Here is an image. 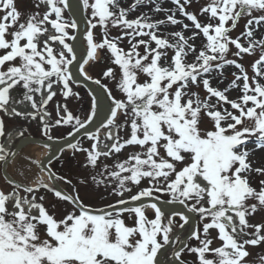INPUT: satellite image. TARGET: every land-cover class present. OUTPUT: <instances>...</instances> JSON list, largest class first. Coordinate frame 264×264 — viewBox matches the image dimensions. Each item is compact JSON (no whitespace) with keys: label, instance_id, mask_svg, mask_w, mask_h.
<instances>
[{"label":"snow or ice","instance_id":"obj_1","mask_svg":"<svg viewBox=\"0 0 264 264\" xmlns=\"http://www.w3.org/2000/svg\"><path fill=\"white\" fill-rule=\"evenodd\" d=\"M77 3L86 14L91 9L80 52L75 44L78 36L72 32L79 30V24L70 0H38L36 7L43 4L46 11L24 20L16 0H0V110L7 114L10 105L31 107L33 113L13 107V115L39 117L48 140L53 139L49 133L54 127L70 126L69 137L83 130L91 146L85 148L79 141H69L68 146L74 154L85 153L84 167H101L91 177L93 183L111 188L109 195L118 199L97 208L85 204L78 193H65L58 181H71L53 172L50 160L51 185L37 177L33 186L23 171L20 179H14L7 165L19 153L7 151L0 143V162L12 189H0V264H187L181 259L185 252L195 254L197 264H248L247 246L264 243V223L250 222L264 210V179H259V189L253 186L255 178L264 177V166H254L251 158L254 151L264 149V37L256 39L253 27L264 23V0H209L199 16L188 10L193 0H171L175 11L162 8L158 0H134L128 9L119 0ZM146 5L169 14L161 20L143 13L128 19L131 11ZM66 10L73 18L64 17ZM177 13L191 24L177 18ZM242 17H248L245 30L232 37ZM98 26L103 30L99 41L94 34ZM110 26L122 35L110 38ZM162 26L178 30L164 34ZM125 37L127 51L119 46ZM103 50L110 53L111 64L100 78L89 76L86 68L104 63L97 59ZM257 51L249 76L238 59ZM230 55L238 59H229ZM229 66L237 69L234 79L223 90L213 87V80L226 79L224 70ZM77 72L104 90L110 100L95 131L89 128L100 117L96 95L83 118L67 104H57L56 118L47 110L57 94L65 100L79 97L72 88ZM193 88H202L205 95ZM233 89L241 95L229 99L227 93ZM126 128L130 136L124 139L120 132ZM250 142L254 149L248 147ZM130 146L140 150L111 166L99 164L102 157L111 158ZM101 147L107 150L101 152ZM26 159L28 172L33 165L45 170L44 162ZM40 188L70 203L72 209L57 219L42 203L44 197L36 196ZM148 210L154 218L148 217ZM192 214L209 222L203 223L202 231L194 226L182 240L176 217L183 230ZM133 218L129 226L126 219ZM210 230L217 231L220 246L212 247ZM191 239L198 245L189 246ZM169 252L168 261L162 259ZM260 259L264 261V256Z\"/></svg>","mask_w":264,"mask_h":264},{"label":"rangeland","instance_id":"obj_2","mask_svg":"<svg viewBox=\"0 0 264 264\" xmlns=\"http://www.w3.org/2000/svg\"><path fill=\"white\" fill-rule=\"evenodd\" d=\"M209 0H193L192 5L188 9L189 11L196 12L199 16V10L200 8L207 4ZM38 3V0H16V7L22 14V20L27 19V17L33 13L40 12L43 13L46 11V7L41 4L39 8L36 7V4ZM175 7V6H174ZM91 9L87 10V17L90 15ZM180 16L179 13H177ZM0 15H3V13H0ZM146 15L150 16L152 19L156 16L154 13H147ZM254 16L260 15L259 13H253ZM64 17L66 19H70V16L67 14V12H64ZM135 17H128V19H134ZM248 17H242L237 25V27L232 31L231 35L232 37L239 36L242 32L245 30V25L247 22ZM231 23V22H229ZM253 27H256V32L254 33L256 39H260L264 37V23L260 24L259 26L253 25ZM167 26H162L161 32L164 34H167L166 32ZM178 30L177 28L172 29V31ZM73 32V30H72ZM94 34L96 37V40L99 41L102 38L103 30L98 26L94 30ZM122 35L121 31L118 28H112L110 26V33L109 36L111 37H118ZM244 41L242 40V43ZM120 47L124 48L125 51L128 50V40L127 37L119 44ZM155 46V45H153ZM140 51H143V48L140 49ZM233 51L235 49L233 48ZM110 53L107 52V50L99 51L98 52V60H103L104 63H97L95 67L93 68H87L90 75L94 78H100L101 73L111 64V61L108 59V56ZM171 55V53H169ZM259 57V51H257L256 55L249 56L244 55L242 60H239L238 58H235L233 56H229V59H238L239 63H242L244 67L248 70L249 76L252 75V69L251 64L254 62L255 59ZM117 72H119V69L117 68ZM237 72V69L234 67H227L224 70V75L226 79L223 80V82H219V78L212 81L213 87H219L221 90H223L225 87L228 86L231 80L234 79L232 73ZM141 81L145 79V77H140ZM109 87L114 86V82L111 80L107 81ZM73 91L79 93V97L72 96L65 100L61 95L57 94L56 97L53 98L51 102L47 105V110L52 113V117L56 118L57 116V104L63 105L67 104L68 108L71 110V112L74 115H80L81 118L88 112L92 102L87 94L86 90L82 89L80 86L72 85ZM193 91H199L201 96L205 95V92L202 88L196 89L193 88ZM14 96H18V93H13ZM229 99H236L240 95L237 90H232L231 92L227 93ZM37 101H40V98L37 94L36 96ZM215 101V98H213V102ZM225 107H229L228 105H225ZM62 114V109H61ZM0 119L3 120V132L6 134V136L0 140V143L3 144L4 139L8 137L13 131L19 130L22 134L23 138L27 137H36L41 138L44 140H48L47 137L44 135V129L42 128V122L39 120V118L33 120L31 117H28L27 119L22 118V116L14 115V117H9L8 114H5L4 112L0 111ZM45 120H48V117H44ZM121 121L123 120V117L120 118ZM71 130L70 126H63V127H54L50 129V135L53 139H60L68 135V132ZM115 129H112V131ZM120 135L122 138L127 139L130 136V128H126L121 130ZM103 137V135H102ZM19 141L16 142V144ZM81 144L85 148H89L91 144L93 143L91 140L87 138H83L80 140ZM111 143V142H109ZM15 144V145H16ZM253 143H249L248 146H251ZM138 146H130L122 151V153L118 155H113L111 158L105 159L101 158L99 161L100 165L108 164L109 166L113 165L117 160H124L128 157L129 154H131L134 151H139ZM252 160L256 163L254 166L260 167L264 166V149H260L258 151H255L252 155ZM86 163V155L83 152L76 151L75 154L73 153V149L70 151H65L61 155L59 159L53 162L51 165L52 170L57 173L58 175L64 176L67 181H71V183H66L61 181V183L64 185L66 190L71 195L79 194L80 198L83 200V202L87 205H91L93 207H104L108 204L114 203L118 197L112 195H109V192H111V188L105 189L103 186L97 187L91 177L93 175H96L97 173L101 172V167H97L96 169H92L89 165L88 167H84ZM259 179H264V177L255 178L253 181V186L257 187L259 189ZM81 180H84L86 183H80ZM0 189L8 192L11 191V186L6 181V178L4 177L2 173V169L0 167ZM143 186H147L146 182ZM114 187V186H113ZM135 191V189H134ZM37 197L43 196L44 200L42 203L49 209L50 212H54L57 219L63 218L66 211L71 210L72 206L68 204L65 201L58 200L54 193L51 191H48L47 189L40 188L37 193H35ZM22 196H28L31 198L30 194L21 192ZM249 203H254V201H250ZM150 219L154 218V213L151 211H148L146 213ZM199 220V217H198ZM177 221V230L182 232L189 233L191 230L190 225H186L183 230H179L178 225L179 223H182L180 218L176 217ZM209 222L208 220H205L201 222L199 220V226L202 231L203 223ZM250 222L253 224H262L264 223V210L258 211L254 217L250 219ZM126 223L129 226H132L134 224V218L129 220L126 219ZM211 231V238H213V245L212 247L220 246L221 241L218 239L217 231L216 230H210ZM186 233V234H187ZM189 246L195 247L198 245V241L195 239H192L188 242ZM247 250L250 252V256L247 258L248 264H264V261L260 259V257L264 256V243L258 245V246H247ZM182 259L186 260L190 264H197L196 255L190 254L188 252H185L182 257Z\"/></svg>","mask_w":264,"mask_h":264},{"label":"bare ground","instance_id":"obj_3","mask_svg":"<svg viewBox=\"0 0 264 264\" xmlns=\"http://www.w3.org/2000/svg\"><path fill=\"white\" fill-rule=\"evenodd\" d=\"M119 2H120L121 7L128 9L131 7V5H133L134 0H119ZM158 2L161 3L162 8L172 9L173 11H175V7L171 3V0H158ZM153 8H154L153 5L140 6V7H138V9L136 11H131L129 13L128 17L139 16L141 13H143V14L154 13L156 16L152 20H161V19H165L166 16L169 14V13H166L163 11L157 13V12L153 11ZM177 18L184 19L182 16L179 17L178 14H177ZM200 19L204 20L205 17H200ZM184 22L191 24V22L186 20V19H184ZM172 29H174V27H168L167 26L166 32H170V31H172ZM186 35H190V33H186ZM196 43H197V46H199L200 40L198 39L196 41ZM81 51H82V47H81ZM97 59H98V55H97ZM86 71H87V74L90 76L87 68H86ZM75 85H77V84H75ZM235 90H237V92L240 93L239 89H235ZM240 95H241V93H240ZM38 96H39V94H38ZM109 103H110V100L106 99V96H104V107L107 108V105ZM13 107H15L16 111H18L20 113H33L34 112V110L31 107H26L25 105H22V104H15V105H10L8 107L7 114L9 117H14ZM102 135H103V132H101V136ZM18 140H19V149L16 152H18L19 154L16 155L14 160H12V162L7 165L8 175L14 179H20L21 177L19 176V172L23 171L26 175L29 176L30 182L33 184V186L37 183V177L39 179H42L45 183H48L51 185V182L49 180L48 175L44 171H41L40 169L35 167L34 165L32 166V171L28 172L30 161L28 159H26V157H31L34 160L43 162L44 158H46L47 156H50L51 154L54 153L55 148L54 147H50V148L44 147V146H42L41 143L37 142L32 137L22 138L21 132L19 130L11 133V135L9 136V139L7 140L4 148L7 151L13 152L14 148H16V146H18V145H15ZM248 147L250 149H254L255 144H252L251 146H248ZM101 148H102L101 152L107 150V149H104L103 147H101ZM258 150H260V149H258ZM258 150H256V151H258ZM3 174L5 175V166H3ZM148 211H151V210H148ZM186 233L187 232H182L181 239L185 237ZM169 254H170V252L165 253L164 256L162 257V259H164L165 261H168Z\"/></svg>","mask_w":264,"mask_h":264},{"label":"water","instance_id":"obj_4","mask_svg":"<svg viewBox=\"0 0 264 264\" xmlns=\"http://www.w3.org/2000/svg\"><path fill=\"white\" fill-rule=\"evenodd\" d=\"M70 3L72 5V9L75 12V17L78 21L79 24V30H76V35L78 36V40L75 42L76 44V50L78 52H80L81 49V42L83 41V33L86 27L85 21V12L82 11L81 6L77 3V0H70ZM73 18V17H72ZM73 71H76V65H73ZM77 80L79 82H81V84H83L89 91V93L93 96L96 95L99 98V102H100V117L99 120H97L93 125L90 126L89 131H94L95 129H97L98 125L100 124V121L104 120L105 114L107 113V108H104V97H103V91L102 89H100L97 85H95L91 80H87L85 78H83L78 72H77ZM105 92V91H104ZM85 136L84 131L81 130V132L77 135H75L74 137H68L66 139L63 140H57V141H50V142H44L50 146H55L56 150L54 152L53 155L46 157L43 162H44V168H45V172L48 174L47 168L49 165V160L50 163L55 160L56 158H58L61 154V152L67 148H70L68 146V142L70 141L71 143H77L78 140L82 137ZM41 142V141H39ZM60 189H63L60 185H59ZM63 191L65 193H67L64 189ZM68 194V193H67ZM170 210V208H169ZM192 225L193 227L197 225V220H196V215L192 214V219H191ZM180 247V245L178 246V248Z\"/></svg>","mask_w":264,"mask_h":264}]
</instances>
